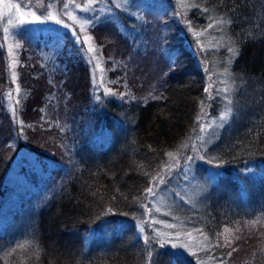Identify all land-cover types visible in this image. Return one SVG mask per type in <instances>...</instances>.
Returning <instances> with one entry per match:
<instances>
[{
	"label": "trees",
	"instance_id": "trees-1",
	"mask_svg": "<svg viewBox=\"0 0 264 264\" xmlns=\"http://www.w3.org/2000/svg\"><path fill=\"white\" fill-rule=\"evenodd\" d=\"M159 1L167 9L176 6L173 0ZM154 9L146 10L149 30L142 50L119 29V34L113 33L116 27L109 22L90 28L108 76L120 87L119 91L113 89L117 95L125 89L132 95L123 99L106 95L102 111L99 102L93 103L90 65L75 47L68 48L73 41H68L61 56L46 61L41 56L42 41H34L30 34L17 36L22 41L21 93L17 115L11 117L6 96L13 86L0 26V146H27L29 139L38 142L41 128L29 120L31 112L38 113L53 95H65L66 84L76 93L69 91V96H76L77 79L67 82L64 78L72 71L79 78L86 70L84 112L94 129L101 123L106 132L101 141L93 139L92 131L81 134L84 141L70 149L68 171L61 165L53 168L49 187L60 178L64 181L46 196L43 207L27 208L13 217L10 210L0 215V264H198L194 256L148 244L134 224L122 225L120 218H142L150 204L146 189L169 165L168 153L174 154L196 132L209 82L221 67L229 72L233 112L204 155L210 158L207 164L220 173L199 202H193L194 208L176 211L180 219L201 228L218 245L226 228L264 216V0H196L188 14L193 31L210 30L218 39L205 49L195 44L192 30L170 38L161 30L167 45L162 50L160 45L165 43L150 38L152 34L161 36V16ZM154 22L158 27H153ZM157 42L159 46L151 44ZM57 79L62 93L52 90ZM210 108H217L215 100ZM55 127L70 130L65 124ZM10 166L0 153V201L6 198ZM254 231H247L241 241L244 251L235 250L237 259L228 257L220 245L221 264H264V240Z\"/></svg>",
	"mask_w": 264,
	"mask_h": 264
},
{
	"label": "rangeland",
	"instance_id": "rangeland-1",
	"mask_svg": "<svg viewBox=\"0 0 264 264\" xmlns=\"http://www.w3.org/2000/svg\"><path fill=\"white\" fill-rule=\"evenodd\" d=\"M173 1L176 6L167 9L166 4L159 0H0V26L4 31L10 83L13 86L12 89L7 90L6 96V105L11 117L17 115L21 93L18 67L22 61L19 58L22 41L18 39V35H34L32 38L34 41L39 38L43 45L41 56L47 58L46 61L50 57L61 56V50L69 45L68 41H73L74 44H70L68 48L71 51L75 47L90 65L91 90H93L95 101L93 103L99 102L98 110L102 111L101 101L106 95L112 94V96L122 99L132 95L127 89L117 95L114 89L119 91L120 87L117 84L113 85L115 82L113 83L108 76L101 49L94 40L90 28L98 23L109 22L117 28L113 27V33L119 34V29L120 33L134 42L139 49L143 48L147 40L145 33L149 30L146 12L148 7V9L159 10L156 14L161 16L159 19L162 24L159 26L158 35H161V30L169 38L173 37L175 33L183 34L188 30L193 31L188 14L196 0ZM90 5L91 10L86 11L85 9ZM93 16L97 18L94 22L88 19ZM36 17H39V20ZM48 17H54V19H48ZM153 27H158V23L154 22ZM195 33L200 32L195 29L193 31L195 44L204 49L213 47L214 42L218 41L216 35L210 30L202 31L200 36ZM157 37L160 38V43L166 42L162 35L152 34L150 38L157 39ZM151 44L159 46L158 42ZM160 47L162 50L163 48L167 50L166 43L161 44ZM191 47L195 51V47L193 45ZM89 48L93 51L88 52ZM79 71L81 70L79 69ZM13 73H15V77H13ZM85 73L87 75L86 70ZM74 74L75 72L72 71L70 75L65 74L64 78L67 82L70 80L74 82L77 79L78 88L74 87L77 90L76 96H73L76 93L71 91L70 84H66L64 88H68V90L65 91V95H53V98L46 101L38 113L31 112L29 120L37 122L41 130L45 131L40 130L41 136L37 143L29 139L27 146H0V153H3L4 157L11 162L5 179L6 198L0 201V215H5L10 210V215L13 217L18 211L27 210V208L30 210L33 206L43 207L47 202V195L54 187L59 188L64 181V178H60L57 183H54V186L50 185L49 187L51 181L49 176H51L53 168L61 165L65 168L64 172L68 171L70 149L72 145L84 141L81 134L92 131L91 136L95 141H101L102 135H106L101 123L94 129L95 125L87 119L86 112H84L88 77L79 75V78H75ZM228 76L227 67H221L213 75L208 86L209 95L202 103L197 130L184 141L180 149L172 154L169 165L153 181V194L150 196L149 207H146L142 218L136 220L120 218L122 225L125 223L134 224L148 244L164 245L165 248H172L186 256H194L198 264H221L219 259L222 254L218 249L220 245L226 249L228 257L237 259L234 254L235 250L244 251L245 246L243 244L240 246V243L244 240L247 231L253 232L255 229L254 232H258L257 234L264 240V216L250 221L243 220L233 228H226L223 231L222 242L219 241L220 245H218V242L213 244L201 228L193 227L185 219H180L176 211L179 207L194 208L193 202H199L208 191V186L211 187L215 183L220 173L219 168L213 164H207L210 162V158L204 155L206 147L215 141L216 136L228 123L233 112L231 100L233 87ZM54 82L55 87H52V90L62 93L60 80L57 79ZM43 86L46 87L45 84ZM44 89L47 90V87ZM50 89L49 87L48 90ZM69 91L73 95L69 96ZM68 96L70 101L67 100ZM211 100H215L217 104L214 111L210 108ZM68 119L71 121L70 124H67ZM64 124L66 128H68L67 125L70 126V130L61 129L59 131L55 127H64ZM51 126L54 127L51 128ZM77 131H79V136L74 138ZM43 134H45V138L42 137ZM22 142H24V138H22ZM193 156L195 159L189 164L187 157ZM251 171L245 170L244 172L251 173ZM214 173H218V175H213ZM161 177H163L162 180ZM23 204L26 205L23 206ZM227 247H229L228 250ZM215 251L216 253H214Z\"/></svg>",
	"mask_w": 264,
	"mask_h": 264
},
{
	"label": "snow or ice",
	"instance_id": "snow-or-ice-1",
	"mask_svg": "<svg viewBox=\"0 0 264 264\" xmlns=\"http://www.w3.org/2000/svg\"><path fill=\"white\" fill-rule=\"evenodd\" d=\"M65 7H67V5H65ZM86 11H88V10H91V5L89 6V8H87V9H85ZM205 11H207L206 9H205ZM36 19L37 20H39V17H36ZM48 19H54V17H48ZM89 20H91L92 22H94L95 21V19H97L95 16H93V17H89L88 18ZM224 21H221L220 23H223ZM208 27L209 28H212L213 27V24H209L208 25ZM5 31H8V29H5ZM195 35H197V36H200L201 35V33H195ZM77 39H79L78 37H77ZM83 45L81 44V47H82ZM93 51V49H91V48H89L88 49V52H92ZM228 51L229 52H232L233 50L231 49V48H229L228 49ZM13 63H15V61H13ZM172 64L174 65L175 64V60L173 59L172 60ZM13 77H15V73H13ZM17 91H19V89H17ZM225 91L227 92V89H225ZM221 119H223V117H221ZM197 120H199V116L197 117ZM168 155L169 156H172V153H168ZM195 159V157L193 156V157H187V161L189 162V164H191L192 163V161ZM213 175H218V173H214ZM163 179V177H161V180ZM151 194H153V188L152 187H149L148 189H146V191H145V197H148L149 195H151ZM235 250V249H234ZM229 255H231V253H229Z\"/></svg>",
	"mask_w": 264,
	"mask_h": 264
},
{
	"label": "bare ground",
	"instance_id": "bare-ground-1",
	"mask_svg": "<svg viewBox=\"0 0 264 264\" xmlns=\"http://www.w3.org/2000/svg\"><path fill=\"white\" fill-rule=\"evenodd\" d=\"M216 181H217V179H216Z\"/></svg>",
	"mask_w": 264,
	"mask_h": 264
}]
</instances>
